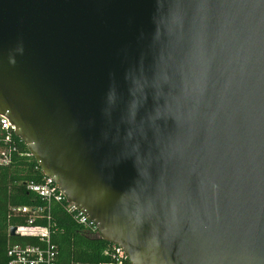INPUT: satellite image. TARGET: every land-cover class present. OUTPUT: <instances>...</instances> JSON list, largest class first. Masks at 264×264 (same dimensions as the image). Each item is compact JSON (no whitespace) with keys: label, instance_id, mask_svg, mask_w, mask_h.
Here are the masks:
<instances>
[{"label":"water","instance_id":"water-1","mask_svg":"<svg viewBox=\"0 0 264 264\" xmlns=\"http://www.w3.org/2000/svg\"><path fill=\"white\" fill-rule=\"evenodd\" d=\"M0 116L130 264H264V0H0Z\"/></svg>","mask_w":264,"mask_h":264},{"label":"trees","instance_id":"trees-1","mask_svg":"<svg viewBox=\"0 0 264 264\" xmlns=\"http://www.w3.org/2000/svg\"><path fill=\"white\" fill-rule=\"evenodd\" d=\"M3 137L4 132L0 129V158L4 154L8 161L6 164L0 163V264L7 263L9 246L40 245L36 238L8 235L10 226L25 227L28 224V215L16 211L21 208L30 211L42 209L33 225L49 229L56 264H119L113 246L92 236L78 224L73 215L67 212L66 201L48 204L27 189L30 184L41 183L44 175L26 145L14 132H11L12 142L5 143Z\"/></svg>","mask_w":264,"mask_h":264},{"label":"built area","instance_id":"built-area-1","mask_svg":"<svg viewBox=\"0 0 264 264\" xmlns=\"http://www.w3.org/2000/svg\"><path fill=\"white\" fill-rule=\"evenodd\" d=\"M0 129L4 132V142H12L11 132H13V127L5 117L1 116ZM7 162V159L4 158V154H2L0 163L6 164ZM27 189L43 198L48 204L52 202L62 203L63 201H66L64 195L59 191L53 180L47 177H44L42 182L39 184L28 185ZM66 210L69 214H72L76 222L82 225L92 236L99 237L97 226L93 222L89 221L83 213L78 211L72 204L68 203L66 204ZM16 211L21 214L28 215L27 226L15 227L16 236L36 238L40 245L9 246L7 249L8 261L6 264H56V253L54 247L50 244L49 229L47 227H38L33 225V222L37 219L38 214L42 212V209L37 208L30 211L28 208H21ZM10 228L11 226L8 228V232ZM112 249L117 263L120 264L126 261L130 264L128 257L120 248L113 246Z\"/></svg>","mask_w":264,"mask_h":264}]
</instances>
